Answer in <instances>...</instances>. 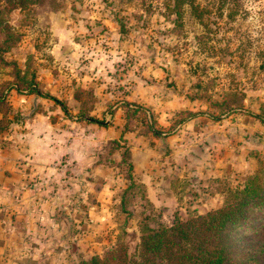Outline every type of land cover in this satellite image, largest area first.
Masks as SVG:
<instances>
[{"label":"rangeland","instance_id":"374dc122","mask_svg":"<svg viewBox=\"0 0 264 264\" xmlns=\"http://www.w3.org/2000/svg\"><path fill=\"white\" fill-rule=\"evenodd\" d=\"M181 1L0 0V264L133 253L264 178V0Z\"/></svg>","mask_w":264,"mask_h":264},{"label":"trees","instance_id":"16d2710c","mask_svg":"<svg viewBox=\"0 0 264 264\" xmlns=\"http://www.w3.org/2000/svg\"><path fill=\"white\" fill-rule=\"evenodd\" d=\"M16 1L13 0V7H24L29 0ZM165 1L170 12L177 15L176 24H180L182 1L175 0L174 7L170 0ZM14 41L8 38L4 44ZM28 88L31 94H40L32 80ZM54 101L67 113L65 104L55 98ZM239 109L230 107L231 112ZM130 112L129 107L128 119L132 116ZM256 117L264 122L263 116ZM151 130L156 136L164 135L153 127ZM129 158L130 151L125 150L122 161L132 170ZM140 233V242L133 253L126 242H121L104 256L72 264H264V178L250 176L243 189L229 190L224 206L219 209L185 221L178 219L169 227L152 228L144 223Z\"/></svg>","mask_w":264,"mask_h":264},{"label":"crops","instance_id":"0c3cea01","mask_svg":"<svg viewBox=\"0 0 264 264\" xmlns=\"http://www.w3.org/2000/svg\"><path fill=\"white\" fill-rule=\"evenodd\" d=\"M73 140V142L66 145H59L57 142L51 145L42 141H37L40 146L39 152L42 154H38L39 158L34 161L45 163L48 160H53L55 157H59L62 153H68L74 161L79 160L82 162V165H87V162H89L92 158L90 157L92 149L91 146L90 148L85 147L82 150L80 146L76 145V140ZM78 164H80V162H78Z\"/></svg>","mask_w":264,"mask_h":264},{"label":"water","instance_id":"95a60500","mask_svg":"<svg viewBox=\"0 0 264 264\" xmlns=\"http://www.w3.org/2000/svg\"><path fill=\"white\" fill-rule=\"evenodd\" d=\"M35 102H36V100H35ZM163 141H164V139H163Z\"/></svg>","mask_w":264,"mask_h":264}]
</instances>
